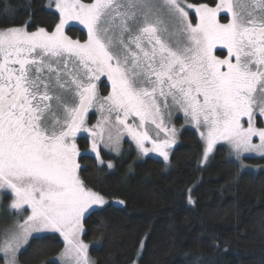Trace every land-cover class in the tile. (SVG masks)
I'll use <instances>...</instances> for the list:
<instances>
[{
    "label": "snow or ice",
    "instance_id": "6c2138e0",
    "mask_svg": "<svg viewBox=\"0 0 264 264\" xmlns=\"http://www.w3.org/2000/svg\"><path fill=\"white\" fill-rule=\"evenodd\" d=\"M45 7L51 26L25 12L23 24L0 27V197L18 217L0 231V264H18L33 234L46 232L63 238L60 264H93L83 221L108 201L81 179V133L83 156L94 154L101 173L115 167L107 153L123 155L124 137L168 162L177 113L204 141L205 160L221 142L240 167L245 154L264 159V0ZM15 12L0 5L6 19ZM77 25L86 38L71 35Z\"/></svg>",
    "mask_w": 264,
    "mask_h": 264
},
{
    "label": "trees",
    "instance_id": "16d2710c",
    "mask_svg": "<svg viewBox=\"0 0 264 264\" xmlns=\"http://www.w3.org/2000/svg\"><path fill=\"white\" fill-rule=\"evenodd\" d=\"M5 2L16 12L7 19L0 14V27L23 24L29 19L25 12L33 24H54L47 0H0V5ZM71 35L86 38L78 27ZM95 121L92 115L90 122ZM178 140L168 165L153 158L137 161L128 147L113 157L112 170L101 173L94 157L82 155L85 184L123 201L84 218L83 238L98 242L90 249L95 264H264V171H241L222 146L201 167L204 146L197 133L184 129ZM78 144L81 152L89 145L83 138ZM245 161L264 164V159ZM62 249L58 235H44L33 239L18 261L52 264Z\"/></svg>",
    "mask_w": 264,
    "mask_h": 264
},
{
    "label": "rangeland",
    "instance_id": "374dc122",
    "mask_svg": "<svg viewBox=\"0 0 264 264\" xmlns=\"http://www.w3.org/2000/svg\"><path fill=\"white\" fill-rule=\"evenodd\" d=\"M76 27L80 28L79 25H77ZM81 29V28H80ZM86 33V32H85ZM97 113V112H96ZM179 116V119L177 120L176 119V116ZM97 118L96 120L99 118V113H97ZM96 121L92 124H95ZM172 123L174 124V126L176 127L177 129V140H176V143L174 145H172L169 149V157H170V153L171 151L177 147L178 143H179V140H178V135L180 134V132L184 129H191V130H194L199 139L201 140V142L203 143V146H204V141L200 138V135L199 133L196 131V129L189 123H185V120H184V117L182 114L180 113H177L173 116L172 118ZM81 136L84 138V137H87V133H81ZM219 146H222L224 148H226L228 151H229V154H230V150L227 146V144H224V143H218L217 145L214 146V149L213 151L209 154V156L207 157V160L204 159V154H203V157H202V160H201V163H200V166L203 167L205 166V164L207 163V161L209 160V158L211 157V155L213 154V152L217 149V147ZM102 147V150L104 152L107 153V150L106 149H103V146ZM128 147H130V149L132 148L136 155H137V161H143L145 160L146 158H153V159H156V160H159L161 162H163L164 164L168 165L169 164V161L168 162H165L163 160L162 157H159L158 155H156L155 153H150L148 156H141L136 148H135V145L132 143V141L130 139H128L127 137H124V140L122 142V153L124 154L125 151L128 149ZM86 151V150H85ZM84 152H81L82 155L85 153ZM88 155H91L92 157H94V154H91V153H88ZM107 155L111 156V157H114V158H117V156L115 155V153H107ZM122 156V155H121ZM119 156V157H121ZM229 157L238 164L239 168L241 171H251V172H260V171H264V164L263 165H256V164H252V163H249V162H246L245 160L246 159H261L260 156H258L257 154H254V153H251V154H245V157L243 158L244 159V165H246V167H240L239 165V162H237L235 160V157L233 155H229ZM95 158V157H94ZM109 170H112V169H109ZM107 201H108V204H106L104 206L107 207L109 205H113V206H123V203H120V200H109L107 198H105ZM8 201L4 200L2 197H0V231H2L3 229L5 228H8V227H11L15 224V222L17 221L18 217L12 215V210L8 207ZM99 210V209H98ZM91 211V210H90ZM88 215V213L85 214V217ZM22 222V221H21ZM48 234H55V235H58V233H51V232H46V233H34L33 235L35 237H41V236H44V235H48ZM83 235L84 233L81 235V239H83V241L89 245V252H88V255H89V258L93 261V264H95L93 258L90 256V249L92 247H95L97 246L98 242L97 241H92V242H88L86 241L84 238H83ZM60 237V236H59ZM61 241L63 242V248H64V241H63V238L60 237ZM27 247V246H26ZM26 247H22L20 249V253L26 248ZM63 251V249L57 254L55 255L53 258H52V261L56 262L57 264H60V261L58 260V257L60 255V253ZM19 253V254H20ZM18 254V256H19ZM18 264H20V262L18 261ZM134 264H137L136 262Z\"/></svg>",
    "mask_w": 264,
    "mask_h": 264
},
{
    "label": "flooded vegetation",
    "instance_id": "af4514ba",
    "mask_svg": "<svg viewBox=\"0 0 264 264\" xmlns=\"http://www.w3.org/2000/svg\"><path fill=\"white\" fill-rule=\"evenodd\" d=\"M90 118H91V116L92 115H95V117L97 118L98 116H97V113L93 110V112H91L90 114ZM83 137L81 136V134H79V136H78V141L80 140V139H82ZM83 139H85V140H87V142L89 143V138H87V137H84Z\"/></svg>",
    "mask_w": 264,
    "mask_h": 264
}]
</instances>
